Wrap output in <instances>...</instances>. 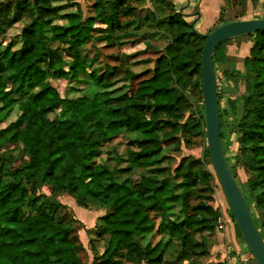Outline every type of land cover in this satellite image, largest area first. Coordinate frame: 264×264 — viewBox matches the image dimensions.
I'll return each mask as SVG.
<instances>
[{
    "label": "trees",
    "instance_id": "1",
    "mask_svg": "<svg viewBox=\"0 0 264 264\" xmlns=\"http://www.w3.org/2000/svg\"><path fill=\"white\" fill-rule=\"evenodd\" d=\"M77 1L0 3V121L17 108V120L0 131L1 136L11 134L0 140V264H85L87 249L73 236L63 213L68 207L57 200L64 195L80 208L103 213L100 225L87 230L93 264H197L208 256L207 236L215 234L220 215L205 201L190 206L197 181L186 160L176 169L184 170L181 184L159 179L156 168L165 158L163 151L180 142L176 135L206 137L201 83L205 39L175 13L162 32L170 42L157 58L152 77L139 81L135 92L115 97L111 77L117 68L93 65L100 44L120 50L137 45V0H87L92 10L88 17ZM148 1L175 9L170 0ZM27 15L30 22L23 25L21 47L13 50L8 31ZM245 38L253 43L244 61L250 74L243 97L247 108L240 121L238 101H232V109L245 164L255 178L249 186L241 185L234 173L237 163L228 152L231 140L225 126L229 114L220 106L221 139L228 167L264 241L263 225L250 204L264 210V32ZM226 43L213 55L216 81L219 52ZM54 44L66 48L71 62ZM89 46L95 53L85 61L81 51ZM125 52L124 61L141 53ZM81 75L91 83V97L64 99L52 84L54 78L79 84ZM224 75L230 78L228 72ZM136 76L128 73L125 78ZM57 110H64L61 119H50ZM121 136L127 138L123 181L96 163L101 148ZM249 148L251 155L246 154ZM205 156L210 158L208 148ZM136 169L151 173L135 174ZM176 196L181 201L178 212ZM26 206L31 215L23 218ZM174 246L176 258L168 260L165 253Z\"/></svg>",
    "mask_w": 264,
    "mask_h": 264
},
{
    "label": "rangeland",
    "instance_id": "2",
    "mask_svg": "<svg viewBox=\"0 0 264 264\" xmlns=\"http://www.w3.org/2000/svg\"><path fill=\"white\" fill-rule=\"evenodd\" d=\"M18 0H0V3H15ZM174 4L175 9H171L167 6L157 7L152 5L148 0H137L133 3L140 13V19L138 22V29L141 32V36L137 39L138 43L132 50H120L118 48H103V44L99 45L100 54L98 60L95 61L93 67L103 66L105 64L109 67H116L114 76L111 80L114 82L113 94L114 96H122L126 91L130 90L135 92L139 81L152 77L155 70V63L157 58L160 57L166 46L169 44V38L162 32L166 31L164 28L172 15L179 13L181 5L176 0H170ZM200 0H194L198 4ZM222 6L219 12L218 7H213V12L209 16V21L199 20L195 25L196 30L201 34H209L211 31L221 26L225 22L238 21V20H252L264 18V0H221ZM56 3V2H55ZM195 4V10H197ZM90 2H87L84 6V12L88 17L91 15ZM188 23L195 20L193 17H184ZM164 21V23H162ZM30 22L29 16H25L23 22L16 25L13 29L8 31V36L12 39L11 46L13 50H18L21 47L20 35L23 29V25ZM251 43L249 46H253V43L243 37L231 39L227 41L224 47L219 52L218 62V97L219 104L223 110L229 114L225 118L226 134L230 137L231 144L228 147V152L233 155L232 163H237L234 173L236 174L237 181L241 185L249 186L254 181V177L248 170L245 164V152L239 143V134L236 127L233 124V109L232 101H238L240 109L237 112L239 121L243 117V112L247 108L246 100L243 99L245 95V83L250 74L245 68V58L249 56V52L244 49L245 44ZM53 47H60L65 52L64 57L66 61L71 62L68 56L66 48L63 46L54 44ZM102 47V48H101ZM147 50L145 53L142 51ZM134 54L137 52V56H133L130 61H124L123 52ZM247 51V53H245ZM125 52V53H126ZM95 50L89 46L81 51L82 57L85 61H91ZM228 72L230 78L225 77L224 73ZM130 73L137 75L136 78H130L129 80L125 76ZM238 74V75H237ZM80 83H69L66 80L52 79V84L59 91L62 98L73 99L86 95L91 97L93 90L89 88L91 84L86 77L80 76ZM82 90L81 92L79 90ZM230 91V92H229ZM232 93V94H231ZM233 97V98H232ZM197 108L195 104L194 109ZM64 114V110H57L55 113L49 114L50 119H61ZM188 115L184 122H187ZM17 120V108L13 107L7 113L3 114V119L0 121V131L8 129ZM183 122V123H184ZM183 125V124H181ZM168 132L171 131L169 128ZM11 134L0 135V140L5 137L8 139ZM175 136V134H174ZM126 137V136H125ZM123 136L118 137L112 142L106 144L101 148V157L96 160V163L105 164L111 171H113L116 178L123 181L127 176L121 174L122 169H126L128 164L126 162V146L127 138ZM180 140L179 143L168 147L162 153L165 157L162 163L157 166L156 174L159 179H170L174 184H181L184 176L182 175L184 170L180 173L176 172L181 163L186 160V167L192 178L197 181V186L192 187V198L190 200V206H194L199 202H207L214 210L219 213L220 219L216 232L213 235L207 236L209 240L208 256L203 258L197 264H236L244 256L246 263L257 264L251 253L249 252L244 240L239 237L236 231L235 223L230 216V208L220 186V183L216 177L212 162L210 158L205 156L206 149L208 148L207 137L200 135L187 136V134L180 133L176 135ZM112 152L108 154V151ZM247 155H251V149L246 150ZM195 161V163H194ZM187 169V168H185ZM135 174L149 175L151 169H136ZM259 188L254 195L261 192ZM44 192L49 194L48 189H44ZM181 193V192H180ZM179 194V192H178ZM176 194V195H178ZM62 204L68 207L63 213L66 214V220H69L73 227V236L78 237L81 244L87 249V256L84 257L85 264H93V254L89 249V234L88 229H95V226L100 225L98 220L102 216V212L95 208L85 210L77 206L76 202L64 195L57 199ZM252 212L258 217L260 223L263 225L264 231V210L259 209L257 204L251 203ZM173 205H175V211L181 210V201L176 196ZM31 215L29 207H25L23 211V218ZM76 219L79 223L72 221ZM232 236L230 240L227 236L229 233ZM219 234H223L225 238L219 239ZM158 239V238H157ZM98 247H101L98 245ZM235 247H240L235 250ZM176 246L172 247L165 253V257L168 260H174L176 258ZM129 264V263H123Z\"/></svg>",
    "mask_w": 264,
    "mask_h": 264
},
{
    "label": "water",
    "instance_id": "3",
    "mask_svg": "<svg viewBox=\"0 0 264 264\" xmlns=\"http://www.w3.org/2000/svg\"><path fill=\"white\" fill-rule=\"evenodd\" d=\"M179 13L184 17L195 18L190 23L193 33L201 39H205L201 60V83L208 150L216 177L249 252L257 264H264V241L223 152L220 104L213 64L214 52L222 43L257 32H264V18L232 21L217 27L209 34H201L195 27L201 17L199 11L187 15L182 8Z\"/></svg>",
    "mask_w": 264,
    "mask_h": 264
},
{
    "label": "crops",
    "instance_id": "4",
    "mask_svg": "<svg viewBox=\"0 0 264 264\" xmlns=\"http://www.w3.org/2000/svg\"><path fill=\"white\" fill-rule=\"evenodd\" d=\"M179 2V4L181 5V9L184 8V13L187 14V15H190L196 11H199L200 14H201V17L199 20H203V21H209V16L210 14L213 12V7L217 6L218 9H219V12L221 10V6H222V2L221 0H200L197 3L194 2V0H176ZM77 2H79L82 7L84 8V6L86 5V3L88 2L87 0H78ZM65 3V2H63ZM195 4H196V7H198L197 10H195ZM239 38V37H238ZM251 45V43H248V44H245L244 46V49L247 50L249 52V46ZM247 51H245V53H247ZM229 233H228V238L230 240H232V236L230 234V227H229ZM219 239L222 237V238H225L223 236V234H219ZM234 248V247H233ZM240 247H235L234 249L238 251ZM249 264H252V263H249Z\"/></svg>",
    "mask_w": 264,
    "mask_h": 264
},
{
    "label": "built area",
    "instance_id": "5",
    "mask_svg": "<svg viewBox=\"0 0 264 264\" xmlns=\"http://www.w3.org/2000/svg\"><path fill=\"white\" fill-rule=\"evenodd\" d=\"M246 261V258L243 256L240 261L236 262V264H247Z\"/></svg>",
    "mask_w": 264,
    "mask_h": 264
}]
</instances>
